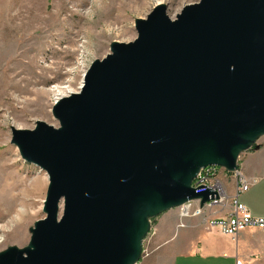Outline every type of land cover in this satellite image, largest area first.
Instances as JSON below:
<instances>
[{
    "label": "water",
    "instance_id": "water-1",
    "mask_svg": "<svg viewBox=\"0 0 264 264\" xmlns=\"http://www.w3.org/2000/svg\"><path fill=\"white\" fill-rule=\"evenodd\" d=\"M136 28L56 101L59 127L13 129L49 187L30 245L0 264H125L149 202L173 204L157 214L218 197L174 177L193 153L208 145L233 163L235 146L264 133V0H199L175 18L158 4Z\"/></svg>",
    "mask_w": 264,
    "mask_h": 264
},
{
    "label": "rangeland",
    "instance_id": "rangeland-1",
    "mask_svg": "<svg viewBox=\"0 0 264 264\" xmlns=\"http://www.w3.org/2000/svg\"><path fill=\"white\" fill-rule=\"evenodd\" d=\"M197 1L0 0V175L15 198L13 215L3 211L2 206L0 253L11 246H29L32 228L46 216L49 176L22 156L18 144L13 142V129H35L38 121L59 127L53 110L56 101L80 91L91 64L110 53L114 42L133 41L138 36V19L146 18L158 3L166 4L168 14L175 18L186 4ZM263 144L264 134L241 152L237 160L240 172L244 174V157ZM210 166H214L210 183H219L224 199L213 205L211 199L204 204L202 198L191 199L192 211L203 207L202 214L193 216L205 217L211 210H232L237 173L221 165ZM245 194H241L242 201ZM181 209L182 205H176L150 216L141 256L135 264H171V253L163 245L166 237L160 234V220L172 214L177 216L179 226L184 225L185 218L192 216H181ZM11 216L17 223L3 229L2 224ZM224 217L214 219L219 222ZM210 226L218 240L228 241L224 236L235 239L225 234L218 223ZM238 239L241 264H264V229L244 231Z\"/></svg>",
    "mask_w": 264,
    "mask_h": 264
},
{
    "label": "crops",
    "instance_id": "crops-1",
    "mask_svg": "<svg viewBox=\"0 0 264 264\" xmlns=\"http://www.w3.org/2000/svg\"><path fill=\"white\" fill-rule=\"evenodd\" d=\"M242 167L244 175L252 185L249 190L243 192L246 194L243 201H240L244 202L254 215L264 216V144L244 157ZM229 212L228 210L219 213L217 210H211L205 217L185 218L186 223L180 226L177 216H163L160 220V234L166 237L163 239V245L171 253V264H238L241 250L239 234L256 228L242 230L233 240L224 235L222 236L228 237V241L218 240L210 226V220L227 216ZM171 219L173 222L170 224Z\"/></svg>",
    "mask_w": 264,
    "mask_h": 264
},
{
    "label": "bare ground",
    "instance_id": "bare-ground-1",
    "mask_svg": "<svg viewBox=\"0 0 264 264\" xmlns=\"http://www.w3.org/2000/svg\"><path fill=\"white\" fill-rule=\"evenodd\" d=\"M158 4H164V3H158ZM263 134L264 133H261L258 135L257 132L251 133L247 135V138L249 140L248 143L235 146L233 149V155H234L235 161L233 163H230L224 158L219 157L215 153L212 147L206 145L202 147L199 151H196L195 153H193V165L190 168V170L187 173L183 171L174 172V177L179 182L189 185L193 182L194 178L201 172V170L210 164H220L226 167L227 169H229L230 171H238L237 160L241 152L249 148L251 144L257 140V137ZM209 189L214 192V195L215 194L218 195V197L214 196L213 198H212L213 195H210V199L220 197L219 193L216 192L213 188H209ZM10 191H11L10 187L7 185L6 182L3 183V180H1V175H0V215H2L1 213L2 206L4 207L3 211H6V213L8 214L10 213L12 214L14 210V199L15 198L12 196ZM185 202L186 201H184L183 203H180V205L184 204ZM149 204L150 206L148 208L147 214L142 220L140 228L131 229V232L129 233L130 238L127 243L125 264H135L139 256L141 255L142 238L150 227V213L153 214L167 206L173 205L172 203H163L158 200H152L151 202H149ZM7 216H10V215H7ZM11 223H14V224L17 223V220H15L14 216H11L10 220L7 223L2 224V228L6 229L7 227L11 225Z\"/></svg>",
    "mask_w": 264,
    "mask_h": 264
},
{
    "label": "built area",
    "instance_id": "built-area-1",
    "mask_svg": "<svg viewBox=\"0 0 264 264\" xmlns=\"http://www.w3.org/2000/svg\"><path fill=\"white\" fill-rule=\"evenodd\" d=\"M214 169V166H207L201 170V172L194 178L196 179L195 188L199 189L202 187L213 188L216 192L219 193V198L211 199L210 205L219 203L224 199V191L220 187L219 183L211 185L210 183V172ZM237 173L236 181V192L232 197V210L228 213L227 216L218 220L211 219V224H219L224 233L236 237L239 232L247 228H258L264 229V216L254 215L249 207L242 201H240V195L243 192L249 190L252 185V182L239 170L234 171ZM193 180V182H194ZM192 182V183H193ZM207 182V184L205 183ZM203 207H198L192 211V201L191 199L187 200L182 204L181 216H193L200 215L203 212ZM238 264H241V261L238 260Z\"/></svg>",
    "mask_w": 264,
    "mask_h": 264
}]
</instances>
